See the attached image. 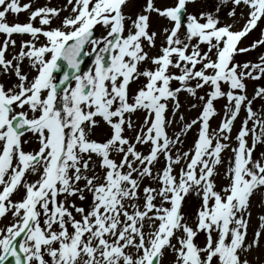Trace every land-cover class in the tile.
<instances>
[{
    "label": "snow or ice",
    "instance_id": "obj_1",
    "mask_svg": "<svg viewBox=\"0 0 264 264\" xmlns=\"http://www.w3.org/2000/svg\"><path fill=\"white\" fill-rule=\"evenodd\" d=\"M196 3L147 0L132 19L127 0L35 10L0 0V77L9 81L0 82V264H264V151L254 155L264 148V84L251 98L247 91V81H264V53L236 59L264 48V0H217L214 11L189 13ZM225 6L231 23L220 17ZM22 12L27 23L8 22ZM152 14L171 24L155 56L145 50L157 46ZM258 28L259 39L239 46ZM14 35L30 37L18 52ZM181 94L200 109L195 118L181 112ZM101 126L108 131L98 142ZM188 197L199 202L191 222Z\"/></svg>",
    "mask_w": 264,
    "mask_h": 264
},
{
    "label": "rangeland",
    "instance_id": "obj_2",
    "mask_svg": "<svg viewBox=\"0 0 264 264\" xmlns=\"http://www.w3.org/2000/svg\"><path fill=\"white\" fill-rule=\"evenodd\" d=\"M27 1L30 4H32L33 10H35L36 8L45 7V6L53 7V8H63L67 3V0H21V3H28ZM174 2H175V0H154L155 6L158 8H165L168 6H172L174 4ZM216 3H217V0H197V3L195 6H193V5L188 6V12L189 13H198L200 11H214V9L216 7ZM146 4H147V0H127V6L124 7L123 11L127 16H130V17H132V19H135L137 14L142 13L143 9L146 7ZM227 11H228V6H225L222 9V11L220 12V17L225 23H231V20H229L227 15H226ZM70 12H71V7L69 6L67 8V10L62 11L60 13V17L61 18L66 17L70 14ZM244 12L246 14L247 9H244ZM28 15H29V13H27V12H22L18 16L9 14L7 19H8V22L10 24H14V23L23 24V23L28 22ZM239 15H240V9H237V17H239ZM150 21H151V26H152L151 30L156 31L158 33L157 41H156L157 46H156V48H153L151 50H149L147 48L145 50L149 51L150 55L155 56V55L159 54L158 49L160 47L161 41L163 40V36L160 35L161 29L163 27H171V24L165 19L158 18L155 14L151 15ZM242 23H243V20H241L240 23L236 25V28L234 30H238L240 24H242ZM59 24H60V20L59 19L55 20L52 24V27H57ZM34 26L39 27L40 25L38 24V22H34ZM46 27L47 26H45V28ZM259 28H264V21L260 22ZM259 28L256 30H253L246 38H243L242 42L239 46H241V47L248 46L252 43V41L259 39L260 38ZM181 31L183 32L184 30L181 29ZM102 34H104V30L101 27L97 26L96 27V35L100 36ZM3 39H4V36L2 34H0V42H2ZM13 39H15L17 41V47H16L15 51L18 52L19 51V43H20L21 39L27 41L30 39V37L25 35L21 38L18 35H14ZM40 42L41 43L44 42L43 37H40ZM8 51L13 52V49L10 48ZM262 53H264V48H261L259 50H256V51H253L250 53L240 54L239 56L236 57V59L240 62L256 61L257 58L259 57V55H261ZM148 66L151 67V65H148ZM27 70L28 69L25 68V71H27ZM14 79L15 78H13V81H14ZM0 82H3L5 84V86H8V83H9V81L3 77H0ZM143 83H144V81H143V79H141V81L139 83L132 84L130 86L131 92L134 93V91L136 89H138ZM258 83L264 84V81H260V82L247 81V84H248L247 91H248L249 98L252 97L253 90ZM175 86L176 85L174 84L173 87H175ZM200 94L202 95L203 92H201ZM179 99H180L181 104H182L181 112L183 113V115L185 116V118L187 120L195 118L199 114V111H200L199 108L189 110V104L191 103V100L186 97V94H181L179 96ZM225 103H226V100L221 99V100L217 101L215 104L217 111L220 112L221 115L223 114L222 109H223V106ZM261 103L262 102H260V101L255 102L254 108L259 109ZM240 116H241V118L244 117L243 111L241 112ZM133 119L136 120L137 123H142L143 119H144V113L143 112H137L135 114V116L133 117ZM220 119H221V116L218 115L211 120L210 123H211L212 128H216L218 126ZM249 126H251V125H249ZM239 127H240V119H238L235 122V127L233 128V132H232L233 137H235ZM175 128H176V125H173L172 128L169 129V134H171L172 130ZM107 131H108L107 126L97 127L95 130V134L92 136V139H94L98 142L102 141L105 138V134L107 133ZM195 132H196V129L193 128V130L188 134V139H187V142L185 144V148H187L191 145L192 140L195 137ZM126 135H134V134L133 133H126ZM249 144H251V140H249ZM232 146L233 147L236 146L234 140L232 142ZM36 147H38L37 144L33 142L30 146H25V151H29L32 148H36ZM138 149L141 151H145V152L147 151L146 148L140 149L139 146H138ZM261 151H264V148L258 147V150H257V152L254 153V155L258 156ZM222 155H223V158L225 160V166H221L219 168V171L221 172V174H223L225 171L227 161H228L229 157L231 156V152L226 151ZM114 158H116L117 161L119 160V157H114ZM162 166H163V160L161 158V163L158 164L157 167L159 168ZM36 178L37 177H35V176L29 177L30 180H35ZM216 183H217V189L219 190L221 186H223L227 183V180L222 178V176L217 177ZM15 199H19V197H15ZM258 199H259V197L253 198V205H254V207H253V221H252L253 225H255V223H256V215H257L258 210L255 207V205H256ZM186 201L187 202L184 205V212L189 217V221L191 222L192 215L195 212L196 208L198 207L199 202L195 197H188V198H186ZM75 202L77 203L78 206L80 205L79 201H75ZM77 219H79V217H77ZM3 223L6 224L7 221H3ZM0 226H2V225H0ZM203 240H204V237L201 236L199 238V242L202 244ZM173 259L174 258L171 255L167 256V261L171 262Z\"/></svg>",
    "mask_w": 264,
    "mask_h": 264
},
{
    "label": "water",
    "instance_id": "obj_3",
    "mask_svg": "<svg viewBox=\"0 0 264 264\" xmlns=\"http://www.w3.org/2000/svg\"><path fill=\"white\" fill-rule=\"evenodd\" d=\"M5 264H15L14 258L9 257V259L5 262Z\"/></svg>",
    "mask_w": 264,
    "mask_h": 264
},
{
    "label": "bare ground",
    "instance_id": "obj_4",
    "mask_svg": "<svg viewBox=\"0 0 264 264\" xmlns=\"http://www.w3.org/2000/svg\"><path fill=\"white\" fill-rule=\"evenodd\" d=\"M28 2V1H27ZM29 3V2H28Z\"/></svg>",
    "mask_w": 264,
    "mask_h": 264
}]
</instances>
